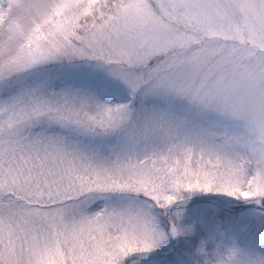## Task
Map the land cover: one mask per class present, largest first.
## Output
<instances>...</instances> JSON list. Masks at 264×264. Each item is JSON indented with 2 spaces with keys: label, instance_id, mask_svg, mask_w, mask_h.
Returning <instances> with one entry per match:
<instances>
[{
  "label": "snow or ice",
  "instance_id": "1",
  "mask_svg": "<svg viewBox=\"0 0 264 264\" xmlns=\"http://www.w3.org/2000/svg\"><path fill=\"white\" fill-rule=\"evenodd\" d=\"M0 264H264V0H0Z\"/></svg>",
  "mask_w": 264,
  "mask_h": 264
}]
</instances>
